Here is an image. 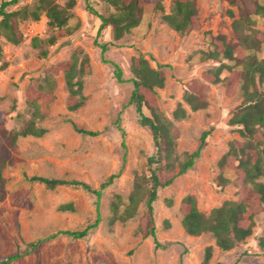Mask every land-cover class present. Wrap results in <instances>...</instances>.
<instances>
[{"label":"rangeland","instance_id":"1","mask_svg":"<svg viewBox=\"0 0 264 264\" xmlns=\"http://www.w3.org/2000/svg\"><path fill=\"white\" fill-rule=\"evenodd\" d=\"M34 1L22 0L12 8ZM89 1L103 14L116 13V7L108 0ZM173 1L162 0L164 11L156 10L153 2L145 3L140 24L117 40L111 27L98 33L101 19L87 9L85 0H77L65 28L69 34L54 44L47 40L53 32L47 28L45 16L38 21H21L24 36L19 43L0 36V109L8 128L20 127L23 119L30 117L26 90L32 78L42 76L50 64L70 58L77 47L84 49L90 63V71L82 76L83 93L87 96L84 105L75 111L67 109L68 89L61 71L56 75L55 98L49 103V114L38 122L48 131L43 136L20 137L12 150V161L4 170L8 192L0 200V254L14 252L26 242L60 229H81L96 217L95 197L88 192L67 186L49 189L28 177L37 174L77 178L98 187L121 169L120 176L103 190L102 220L88 235L73 238L60 234L9 264H264V254L258 246L264 228V208L256 215L252 235L230 250H222L211 232L192 235L182 224L180 202L186 194H194L199 209L206 214L226 200L239 197V186L233 182L231 171L224 173L230 181L224 186L219 184L218 161L231 141L243 140L229 122L243 95L239 86L233 95H227L221 83L211 84L207 107L189 110L186 118L173 119L187 83L201 78L206 68L218 64L201 56L209 48L211 36L224 33L230 41H235L231 23L239 17V8L227 0H197L200 27L183 34L163 18V13L171 11ZM230 8L233 17L227 13ZM253 18L255 27L263 31L264 16L253 15ZM96 41L113 43L104 57ZM140 53L153 54L156 58L151 60L153 66L170 64L164 68L165 85L157 89L156 95L160 111L179 128L178 158L184 159L185 153L194 151L202 132L212 129L195 165L169 186L159 188L153 203L158 246L153 237L144 238L139 231L147 208L145 200L126 221L115 219L113 208L119 195L120 210L124 209L137 175L146 171V156L155 152L153 135L140 123L135 105L125 106L133 88L131 58ZM261 54L264 55V50ZM111 61L122 67L123 82L115 77ZM118 117L125 131V148L122 131L116 123ZM68 118L101 133L79 134ZM67 201L74 202L75 211L58 209L60 203ZM209 245L212 255L206 261Z\"/></svg>","mask_w":264,"mask_h":264},{"label":"trees","instance_id":"2","mask_svg":"<svg viewBox=\"0 0 264 264\" xmlns=\"http://www.w3.org/2000/svg\"><path fill=\"white\" fill-rule=\"evenodd\" d=\"M22 0H1L0 2V36L13 43L23 40L20 28L22 20L38 21L46 17L47 28L53 33L47 39L54 44L69 34L65 28L73 15L77 0H35L13 9ZM87 9L101 19L98 33L111 27L114 38L120 39L126 33L138 26L142 20L144 5L148 2L155 4L156 10L164 11L162 0H108L116 7V13L103 14L93 8L89 0H85ZM230 5L239 8V17L233 20L232 27L236 35L235 41H230L226 34L217 33L210 38L209 48L201 52L203 59H212L217 65L206 68L201 78H193L187 83L183 101H179L173 111V119H183L189 115V110L196 111L207 107L208 92L211 84L221 83L227 95H233L239 86L243 95L242 102L234 109L229 120L243 140L231 141L228 150L220 157L218 166L221 170L219 184L224 186L230 178L225 171L234 174L233 182L239 186L238 199L226 200L221 206L213 208L208 214L201 211L194 194H186L180 202L182 224L192 235L211 232L216 238L217 245L222 250L234 248L240 241L252 235L256 225V215L264 208V30L255 27L253 15L264 16V2L261 0H227ZM234 16L233 10L227 11ZM163 18L180 33L186 34L200 27L197 0H174L169 13H163ZM34 40H40L34 37ZM102 57L111 44L98 42ZM2 48L0 45V53ZM149 55V57H147ZM153 54L140 53L131 58L130 79L133 83L127 105H135L140 123L148 127L153 135L155 152L146 156V171L137 175L133 191L129 194L124 209L120 210V196L113 202L115 219L126 221L136 214L139 203L145 200L146 211L139 225V231L144 238L153 237L156 246V225L153 203L158 198L159 188L169 186L175 178L193 167L200 158L207 137L212 129L202 132L197 148L185 153L184 159L176 154L177 138L180 131L173 120L167 118L158 106L157 89L165 85V66L170 64H151L155 60ZM114 75L123 82V69L111 61ZM63 72L68 89L66 107L75 111L83 106L87 96L84 92L82 76L90 71L88 55L82 47H77L70 58L46 67L40 77L31 79L26 90V102L30 109V117L23 119L20 127L8 128L3 121V110L0 109V200L7 196V178L4 170L12 161V150L20 137L29 135L43 136L47 127L38 122L49 114V103L55 98L57 86L56 75ZM21 116V115H19ZM122 131V146L125 148V131ZM74 130L82 135L96 136L100 130L79 126L73 119L68 118ZM123 160H126L124 153ZM121 169L109 175L98 187L77 178L53 177L34 174L30 181L44 184L49 189L67 186L82 189L95 197L96 217L81 229H60L47 236H41L18 247L16 251L0 254V264L15 262L36 251L41 242L66 234L73 238H82L90 230L98 226L102 220L100 203L103 190L120 176ZM58 209L75 211L73 201L62 202ZM258 246L264 254V228L258 238ZM212 255V246L206 248L205 260ZM100 264H107L102 262Z\"/></svg>","mask_w":264,"mask_h":264}]
</instances>
